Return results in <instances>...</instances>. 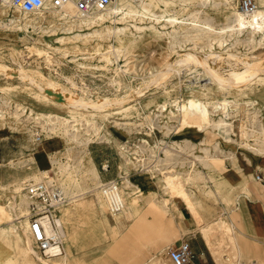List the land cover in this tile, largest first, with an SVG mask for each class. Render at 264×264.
<instances>
[{
    "label": "rangeland",
    "instance_id": "rangeland-1",
    "mask_svg": "<svg viewBox=\"0 0 264 264\" xmlns=\"http://www.w3.org/2000/svg\"><path fill=\"white\" fill-rule=\"evenodd\" d=\"M170 1L169 4L158 1L156 9L163 10L171 5L174 13L178 16L189 13L200 15L206 12L208 20L215 24L216 28L224 24V16L229 11L235 8L242 11L240 7L241 0H229L228 6L222 7L212 4L202 5L201 0ZM261 1L264 2V0H256L258 7L263 8L264 3L261 4ZM15 14L16 10L13 6L8 8L7 13L0 8V20L6 21ZM35 19L38 21L36 24L30 23L26 27L24 26L25 19L23 16L20 20L21 28H19L20 26H16V24L12 27L0 26V63L9 64L12 67L17 66L14 68L23 66L35 80L45 87L50 80H53L57 86L69 87L88 99L91 98L95 101L105 97L111 101L116 99L112 105L110 104L106 107V110L111 112L109 118H95L103 126L105 136L99 139L95 138L97 139L96 141L90 142L88 145L89 150L92 153L107 150L114 157V168L112 169L114 175L111 178L119 176L120 166L124 165V171H128L129 175L131 173L133 181L140 180L143 182V178L145 177L149 182L143 183L150 184L154 189L157 188V200H161L163 197H170L165 211L160 213L146 201H143L134 219L129 220L126 214L116 215L117 217L123 216L121 224L114 227H107L103 224L106 215L110 214L106 205L100 208L96 206V209L93 210L90 207L91 198H89V201H85L84 204H80L79 201L66 203L60 207L57 215L61 217L65 233L62 249L64 253L48 258L40 257L39 253H33L37 264H46V261H54L59 258L62 260L64 255L69 261L68 264H157L151 260L157 256L160 257L161 264H173L167 256L168 247L178 245L182 238L188 235L189 231L185 228L181 214V209L184 205L181 198L169 191L170 189L163 183L162 178L163 171L175 170L180 167L181 163H176L174 167L171 166L168 169L163 168L165 167L163 165L161 170L152 174L144 167L127 165L125 163L126 156L134 157L136 161V155L139 157L141 155L145 157L146 165L152 164L159 155L164 156L162 148L176 147L175 141L182 142L183 137L197 141L202 136L206 138L207 144H211L216 139H219L221 149L216 153L221 156H229V150L238 152L240 146H236L238 143L235 140L222 139L211 130L201 133L196 128L187 124L177 130V125L180 123L173 116L169 118L165 113L166 111L162 114L165 117H161L159 112H156L157 114H154L153 119L142 118L151 109L156 108L155 106L161 105L164 102L167 103L169 108L173 109L181 103H184L189 108L190 101L195 99L201 100L206 105L207 103H213L215 100L227 99L229 103L236 102L237 105L246 107L251 106V104L247 105L250 101L253 103L257 102L255 107L262 108L260 114L264 117V44L252 47V44H249L247 41L240 40L236 42L234 37L231 36L222 46L215 45L213 49L214 56H209L207 51H202L204 57H209V65L218 68L224 74H227L231 67L243 69L242 57L247 56L252 61L263 62L262 68L259 71L261 78L254 79L251 82L252 84L217 90L214 83H206L204 79L206 72L203 66L194 63L182 66L180 72L166 74L164 78L162 77L163 75L159 77L162 70L166 69L167 71L170 66L168 63L170 61L175 62L181 55L172 50L168 37L159 36L153 30L147 31L134 46L123 50L117 58L113 59V62L108 63L103 56V52H105L104 48L108 42H104L101 51L98 52L95 51L93 46H90L89 51L85 54L70 52L65 55L57 48L61 44L57 41V36L62 34V32H49L44 27V20L38 17ZM137 23L141 22L137 21ZM132 29L135 31L134 27ZM176 49L180 50V48ZM194 49L198 51L200 48L195 47ZM226 52H231L236 56L228 57ZM47 56L49 59H46ZM219 56L220 58H218ZM156 78L157 81H155ZM72 81H74V84ZM24 85L31 86L32 90H23L21 87ZM41 91V88L36 83L23 81L18 76L6 75L0 72V97L5 96L11 101V106L7 108L8 110H14L15 104L19 102L27 108L28 114L30 111L32 115L40 113L54 117H65L72 120L71 122H77L78 124L85 123V126H87V120L92 119L85 110L79 109V113H77L72 108L58 105V99L56 98L49 100L36 98V92ZM121 98H126L127 101L118 103L117 101L122 100ZM128 105L130 107L125 109ZM114 118L124 122L132 121L136 124L128 132V128H122L124 126L119 128L110 123L109 120ZM201 119L203 121L206 120L203 116ZM233 119H235L234 124L237 127L239 122L242 119H246V117L245 115H241ZM30 121L32 120L30 119ZM27 122L29 126L36 125L31 127L33 128L32 139H30L31 135L29 132H25V130L0 126V168L10 159L16 160L29 154H33L36 159V166L34 164L29 165L28 167H31L29 171L33 172L42 168H48V152L55 151L63 146L61 139L56 136L50 138V135L47 134L40 124H30L29 120ZM151 124L155 128H151ZM112 135L121 141L115 142L112 139ZM233 136L237 138V136ZM143 139L147 140L148 145H142ZM119 142L125 145L126 149L122 150L123 153L120 151ZM182 144L183 148L180 153L183 155L181 158L185 156L192 158L191 147L185 143ZM138 145L144 148L152 147L156 152L155 156H151L146 149L144 154L136 152L135 150L138 148ZM193 151L201 153L197 148ZM185 160H187L185 168H189V160ZM220 164L221 162L218 161L214 170L215 173L222 172L223 166ZM101 168L103 171L108 172V168L105 169L103 166ZM15 172L20 173L21 168L10 170L11 174H16ZM145 172L150 173L152 178H148L144 174ZM51 175L59 185L58 174L54 171ZM101 178L103 181L107 180L103 177ZM183 181L185 183L184 186L192 188L193 201L202 212L206 225L207 223L211 224L216 221L215 228L211 229L214 246L209 245L206 240L201 238L199 223L198 228L194 229V233L198 237L197 239L203 243H207L215 260L214 264H222L224 260L235 264H264V249L262 251H258L259 249H257L255 253V248L253 247L254 250L250 253V241L238 229L236 222L238 200L234 189L225 193V197L230 198V202L226 203L223 198L224 196L215 199L210 195H206L202 190V183L192 185L190 181H187V178H183ZM14 185H16V182L11 178L3 188H0V204L7 205L9 200H11ZM148 195H150V192H148ZM129 210L128 208L125 209V211ZM219 220L220 223L223 221L226 222V225L233 227V229H230V232H232L230 240L227 238L226 228L217 225L220 224ZM1 224L0 232L4 237L0 239V243L3 244L1 248L5 251L3 252L0 264H4L9 246L13 245L16 240L20 241L19 247H14V250L11 248L12 251H10L13 253L9 251L14 258L20 251V247L25 244L26 238L25 228L19 223L16 228L12 227L9 223ZM139 224L141 225V227L139 226L141 229L139 227V229H133L134 226ZM28 225L29 223L26 224L27 229ZM27 235L30 239L28 231L26 237ZM221 235L227 236L222 237ZM223 238L225 241L222 240ZM235 244H237L236 248ZM232 247H234L233 251ZM230 249L233 253H229ZM235 254L236 256H234Z\"/></svg>",
    "mask_w": 264,
    "mask_h": 264
},
{
    "label": "bare ground",
    "instance_id": "bare-ground-1",
    "mask_svg": "<svg viewBox=\"0 0 264 264\" xmlns=\"http://www.w3.org/2000/svg\"><path fill=\"white\" fill-rule=\"evenodd\" d=\"M158 1H163L165 4L171 2L170 0H115L107 9L87 16L78 15L73 9L65 8L57 9L49 7L34 13L24 12L15 8L16 14L6 21L3 19L0 20V26L12 27L16 24V26H20L19 28H21L20 20L23 16L25 19L24 26L26 27L30 23L33 25L36 24L38 21H36L35 18L38 17L44 20V27L49 32H62V34L57 36V41L61 43L57 48L65 55L70 52L85 54L89 51L90 46H93L95 51L98 52L101 51L103 43L108 42L104 48L105 52H103V56L108 63L113 62V59L117 58L123 50L134 46L147 31L153 30L159 36L168 37L172 50L181 55L175 62L170 61L168 65L171 67L169 66L167 71L166 69L164 71L162 70L159 77L163 75L162 77L164 78L166 74L180 72L182 66L194 63L203 66L206 72L204 77L206 83H214L217 90L247 86V84H252L251 82L254 79L261 78V76H259V71L262 68L263 62L252 61L247 56L242 57L241 60L244 64L243 69L231 67L232 69L230 68V71L224 74L220 72L218 68L209 65V57H204L202 51H207L209 56H212L214 54L213 49L215 45L218 44L222 46L231 36L234 37L236 42L245 40L249 44H252V47L263 45L264 7H258L251 13H246L235 8L225 14L224 24L216 28L215 24L208 20V14L206 12L200 15L189 13L178 16L174 13L171 5L166 9L157 10ZM263 3L264 2L261 1V4ZM201 4H212L222 7L228 6L229 0H201ZM9 7H11L10 0H0V8H2L5 13H7ZM137 21L141 23H137ZM132 27L135 28V31ZM243 35L245 36L242 38ZM195 47L200 49L195 51ZM176 48H180V50ZM226 55L228 57L236 56L231 52H226ZM220 56L218 58H220ZM47 57L46 59H49V57ZM14 67L9 66V64L0 63V72L6 75L18 76L23 81L36 83L42 90L41 92H36V98H43L46 100L56 98L59 102H57L58 105L72 108L77 111V113H79V109L85 110L88 112L89 117L92 118L87 120V126H85V123L78 124L77 122H71L72 120L65 117H54L52 115L40 113L32 115L30 111L28 114L27 108L22 106L19 102L15 104L14 110H8L7 108L11 106V101L5 96L0 97V126L25 130V132H29L31 135L30 139H32L33 128L31 127L36 125L29 126L27 122L29 120L30 124H40L41 127L46 130L47 134L50 135V138L56 136L63 141V146L60 149L48 152V168H42L33 172L29 171L31 168L28 167L29 165L31 166L34 164V166H36V159L33 154L17 158L16 160L10 159L0 168V188H3L11 178L16 182V185L13 187L11 200H9L7 205L0 204V226L2 225L1 223H9L12 227L16 228L19 223L25 228L24 232L26 238L25 244L20 247V251L17 254L18 256L15 255L14 258L11 254L13 253L11 252V248L14 250V247H19L20 241L16 240L13 245L9 246V251L11 250V253L7 251L8 255L5 257L4 264H37L33 253H38L35 251L32 241L30 242L31 238L29 239L28 235L26 237L28 231L26 224L29 223L27 214L30 209V201L26 192L23 191L24 186L32 182L54 180L51 174L55 171L58 174L59 186L69 199L67 203L79 201L80 204H84L85 201L87 202L89 198H91V209H96V206L98 208L104 207L105 205L107 206L106 200L99 188L102 181L101 175L91 157L88 145L90 142L105 136L103 133V126L100 125L95 118H109L111 112L107 111L106 107L110 104L112 105L116 99L114 101L106 97L99 98L97 101L91 98L88 99L83 95H79L74 90H71L69 87L57 86L56 82L53 80H50L45 87L35 80L23 66H20V68ZM155 81H157V78ZM72 83L74 84V81H72ZM21 88H23V90H32V87L29 85H24ZM125 101H127L126 98L118 100L117 102L123 103ZM249 104H251L250 107L240 106L237 105L236 102L229 103V100L224 99L215 100L213 103H207L206 105L201 100L195 99L190 101L189 108H187L184 103H181L173 109L169 108L167 103L164 102L161 105L155 106L156 108L151 109L142 119H153L154 114H157L156 112H159L161 117H165L162 114L166 111L165 113L169 118L173 116L176 118L175 120L180 123L177 125V130L187 124L196 128L201 133L211 130L217 136L225 140L237 141L242 138L241 144L243 146L251 149L256 154H264V117L260 114L262 108L255 107L257 102L253 103L250 101L247 105ZM129 107L128 105L125 109ZM241 115H245L246 119H242L238 126L235 127V119L233 118ZM202 116L206 119L205 121L201 119ZM111 117L113 118V116ZM30 119L32 121H30ZM109 121L119 128L122 126H124L122 128H128V132L130 128L133 129L136 124L132 121L124 122L117 118ZM151 128H155V126L151 124ZM233 135L237 136V138ZM142 142L143 146L148 145L147 140L143 139ZM182 143L191 147L193 154L192 158L186 156L181 158L183 155L180 153L183 148ZM119 145L120 151L123 153L122 150L126 149L125 145L122 142H119ZM175 145L176 147L173 148H162L161 150L164 156L158 154L159 157L155 159V162L152 164L146 165L145 157L141 155L140 157L136 155V161L134 157L126 156L125 163L129 166L144 167L152 174L161 170L163 165H165L163 168L168 169L171 166L174 167L176 163H181L180 167L175 170L172 169V171L170 170L168 172L163 171L162 181L166 187L170 189L169 191L180 197L182 203L191 210L195 220L200 225L199 232L204 240L212 246L214 240L212 238L213 232L211 229L215 228L214 225L216 221L215 223L213 222L214 224L207 223L206 225L202 212L193 201V190L190 187L184 186L185 183L183 178H187V181H190L192 185H199L202 183V190L206 195H210L215 199L224 196V201L226 203L230 202V198L225 197V193L235 189V187L228 182L222 172H214L217 162H224L223 157L216 153L221 149L219 146L220 141L216 139L211 144H207L206 138L203 136L197 141H192L190 138L183 137L182 142L175 141ZM143 146L141 147V145H138L135 151L144 154L146 149L151 156H155L156 152L152 147L149 146L150 148H144ZM196 148L201 153L194 152L193 150ZM228 155L234 159V153L229 152ZM185 159L189 160V168H185V163L187 162ZM16 168H21V172L11 174L10 170ZM124 170V165H121L119 169V178L122 182V193L124 194L126 208H128V210L130 208V210H124L125 212L122 211L115 215L126 214V217L132 220L138 214V209L142 206L143 201H146L160 213L165 211L166 206L169 204L168 201L170 197H163L161 200H157V188L141 187L133 183L130 180L129 172ZM148 192H150V195L147 196ZM146 196L147 198H145ZM54 222L56 225L62 227L60 216H56ZM225 223L226 222L221 221V223L217 225L226 228V234L228 235L226 236L230 240L232 238L230 229H233V227ZM62 233L65 237L63 227ZM3 237L4 235L0 232V239ZM222 240H224V238ZM1 246H3L2 243H0V262L3 257V252L5 251L2 250ZM234 246L236 248L237 244ZM233 248L234 247L231 248L232 251ZM62 249L63 247L60 248V252L53 253L51 256L63 254L64 251ZM231 249L229 253H233ZM234 256H236V254ZM60 260L61 258L55 259L54 261H46V264L69 263L65 255L62 257V260ZM151 260L157 264H161L159 256ZM230 263L235 264L227 260L222 262V264Z\"/></svg>",
    "mask_w": 264,
    "mask_h": 264
},
{
    "label": "built area",
    "instance_id": "built-area-1",
    "mask_svg": "<svg viewBox=\"0 0 264 264\" xmlns=\"http://www.w3.org/2000/svg\"><path fill=\"white\" fill-rule=\"evenodd\" d=\"M115 0H10L11 6L24 12H38L45 8L73 9L78 15L87 16L107 9ZM242 11L251 13L258 8L256 0H241ZM256 178L261 180V174ZM111 215L126 209L122 182L119 177L103 181L99 186ZM30 201L28 233L32 245L41 257H50L60 252L64 244L62 227L54 219L60 207L68 202V197L54 180L32 182L24 186ZM168 259L173 264H197L194 250L188 239L183 238L178 245L170 246Z\"/></svg>",
    "mask_w": 264,
    "mask_h": 264
},
{
    "label": "crops",
    "instance_id": "crops-1",
    "mask_svg": "<svg viewBox=\"0 0 264 264\" xmlns=\"http://www.w3.org/2000/svg\"><path fill=\"white\" fill-rule=\"evenodd\" d=\"M112 139L115 140V142L121 141L113 135ZM242 140L241 138L236 141V143H238L236 146H240L238 152L229 150V152L234 153V159L230 156L223 155L222 157H225L224 162L220 165L223 166L222 172L228 182L235 187L234 193H237L236 222L238 229L249 239L250 253H252L254 248L256 253L257 249H259L258 251L264 249V154L254 153L251 149L241 144ZM241 147H243V149H241ZM90 154L97 168L100 169L101 177L107 180L111 179V176L114 175L112 172L114 168V157H112L107 150L97 153H92V151H90ZM102 166L105 169L108 168V172L103 171L101 168ZM144 174H146L148 178H152L150 173L145 172ZM257 174H261V180L256 178ZM130 180L141 187H151L150 184L143 183L149 182L145 177L143 178V182L140 180L133 181L130 173ZM102 182L103 180L101 183ZM181 214L183 216L185 228L189 231L188 235L183 238L190 241L195 253V262L197 264H214L215 260L207 243L198 240V237L194 233V229L198 228V222L195 220L191 210L186 205H183ZM122 216L123 215L117 217L116 215L111 216V214H108L103 224L107 227L119 225L121 224ZM139 226L141 227L139 224L134 226L133 229H139ZM201 238L203 237L201 236Z\"/></svg>",
    "mask_w": 264,
    "mask_h": 264
}]
</instances>
